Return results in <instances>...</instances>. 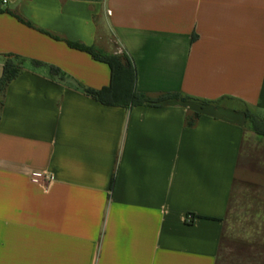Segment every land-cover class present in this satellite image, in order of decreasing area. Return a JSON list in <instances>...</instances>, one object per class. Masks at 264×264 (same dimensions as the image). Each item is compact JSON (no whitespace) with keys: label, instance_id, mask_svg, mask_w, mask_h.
I'll list each match as a JSON object with an SVG mask.
<instances>
[{"label":"crops","instance_id":"obj_1","mask_svg":"<svg viewBox=\"0 0 264 264\" xmlns=\"http://www.w3.org/2000/svg\"><path fill=\"white\" fill-rule=\"evenodd\" d=\"M65 41L194 101L104 106L73 82L105 88L109 67ZM7 56L25 63L0 97V264H264V142L244 115L264 119V0H0V79Z\"/></svg>","mask_w":264,"mask_h":264},{"label":"trees","instance_id":"obj_2","mask_svg":"<svg viewBox=\"0 0 264 264\" xmlns=\"http://www.w3.org/2000/svg\"><path fill=\"white\" fill-rule=\"evenodd\" d=\"M88 2H102L103 0H83ZM50 35V34H49ZM69 48L77 50L89 55L93 60L106 64L110 69V84L100 90L85 88L80 84L73 82L75 88L81 91L84 95L94 99L104 106H118L124 108H132L143 105L158 106L167 101L190 102L193 98L184 97L179 94H161L157 97H151L144 93L136 91V73L135 69L124 54H107L94 47H88L79 42L65 41ZM25 60L17 56H7L3 67L2 77L0 79V97L4 95L7 86L16 79L23 70ZM33 65L46 67L50 77L58 78L60 81L69 80L67 76L61 73L57 68L33 62ZM2 103L0 102V106ZM246 125L245 132L252 133L258 143L264 142V119L254 115L249 110L244 111ZM199 114L190 115L187 117L188 126H193L199 119ZM115 185V178L112 179L110 191ZM191 220L188 223H193L201 217L194 214H189Z\"/></svg>","mask_w":264,"mask_h":264},{"label":"built area","instance_id":"obj_3","mask_svg":"<svg viewBox=\"0 0 264 264\" xmlns=\"http://www.w3.org/2000/svg\"><path fill=\"white\" fill-rule=\"evenodd\" d=\"M30 182L37 186H44V184L53 183L56 181V176L51 172H44L41 174H31L29 176ZM191 217L187 218V221H190Z\"/></svg>","mask_w":264,"mask_h":264},{"label":"rangeland","instance_id":"obj_4","mask_svg":"<svg viewBox=\"0 0 264 264\" xmlns=\"http://www.w3.org/2000/svg\"><path fill=\"white\" fill-rule=\"evenodd\" d=\"M103 21V20H102ZM113 44L114 43H111V42H106V44H105V48H107V49H112L111 47L113 46ZM117 46V45H116ZM113 48H115V45L113 46Z\"/></svg>","mask_w":264,"mask_h":264}]
</instances>
